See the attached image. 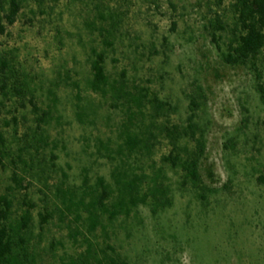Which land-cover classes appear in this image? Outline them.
Returning a JSON list of instances; mask_svg holds the SVG:
<instances>
[{"label": "rangeland", "instance_id": "1", "mask_svg": "<svg viewBox=\"0 0 264 264\" xmlns=\"http://www.w3.org/2000/svg\"><path fill=\"white\" fill-rule=\"evenodd\" d=\"M234 3L24 0L14 24L0 34V52L14 56L27 71L41 107L49 103V92L55 93L56 109L47 124L27 100L23 107L12 101L2 105L0 95V130L6 139L0 191L13 199V221L30 209L27 237L35 264H98L88 257L84 238L72 236L75 223L63 214L60 194L79 187L84 172L90 183L97 176L111 182L118 161L96 153V138H110L111 148L116 147L124 115L86 88L91 48L105 50L111 79L169 102L172 122L186 123L195 96V120L205 139L199 166L205 199L189 183L181 185V171L161 162L169 151L166 140L155 142L150 158H129L148 175L163 167L171 204L155 213L139 205L127 217H104L92 233L80 228L95 257L103 260L104 250L131 264H264V43L255 58L230 65L209 33L215 14L233 25ZM102 28L114 35L111 47L102 42ZM87 100L96 113L92 122H80L77 105ZM146 110L151 112L149 105ZM40 214H48L45 223Z\"/></svg>", "mask_w": 264, "mask_h": 264}, {"label": "trees", "instance_id": "2", "mask_svg": "<svg viewBox=\"0 0 264 264\" xmlns=\"http://www.w3.org/2000/svg\"><path fill=\"white\" fill-rule=\"evenodd\" d=\"M24 0H0V34L5 33L8 26L14 24ZM235 21L227 26L220 15L215 14L209 23V33L212 42L219 50L222 60L230 65L243 63L247 58H255L264 43V0H235L233 4ZM106 33V34H104ZM102 42L111 47L114 35L102 28L100 31ZM12 55L0 52V95L2 105L5 101L25 106V100L31 105L32 112L42 122L49 123L54 118L56 109V95L49 92V103L41 107L35 98L34 88L28 80V73L15 61ZM104 49L91 48L89 55L90 77L86 81V88L95 94H100L110 101L113 107L120 108L124 115L115 143L111 148V139L96 138V153L109 160H118L111 172L112 181H106L103 176H97L93 183L89 182L86 172L83 174L82 184L75 189L60 190L64 215H71L75 229L71 230L74 238L81 235L86 241L87 255L98 264H131L118 255L107 254L101 250L102 259L95 257L92 243L81 231L92 233L102 225L103 218L113 220L120 215L129 216L139 205H147L155 213L171 204L168 195L169 185L163 167H157L151 175L138 172L129 161L133 155L150 158L154 152L155 142L162 138L169 145L167 154L161 156V162L171 169L181 171V185L190 184L200 190V197L205 199L204 186H199V166L205 149V139L198 132L195 120L199 101L195 96L190 97L186 123L179 124L170 121L169 111L172 105L160 100L155 95L149 96L145 89H132L123 79H111L106 66ZM256 78L262 75L252 62ZM259 90L263 91L261 85ZM147 105L151 112H148ZM75 114L80 122H92L90 118L96 113L91 100L85 101ZM163 117L159 121L158 117ZM16 124V116L12 117ZM9 125L8 121H5ZM194 142L193 147L188 143ZM6 139L0 130V164ZM114 154V155H113ZM54 157V156H53ZM12 179L20 186L16 172ZM1 189V185H0ZM27 203V201H24ZM13 199L0 191V264H35V260L28 245V229L31 222L30 209H25L18 219L13 221ZM41 223L47 221L48 214H40ZM95 252V253H93Z\"/></svg>", "mask_w": 264, "mask_h": 264}]
</instances>
